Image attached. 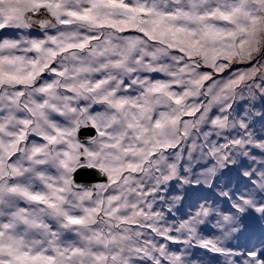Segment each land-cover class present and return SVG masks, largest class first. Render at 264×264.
I'll use <instances>...</instances> for the list:
<instances>
[{"label": "snow or ice", "instance_id": "1", "mask_svg": "<svg viewBox=\"0 0 264 264\" xmlns=\"http://www.w3.org/2000/svg\"><path fill=\"white\" fill-rule=\"evenodd\" d=\"M0 264H264V0H0Z\"/></svg>", "mask_w": 264, "mask_h": 264}, {"label": "water", "instance_id": "2", "mask_svg": "<svg viewBox=\"0 0 264 264\" xmlns=\"http://www.w3.org/2000/svg\"><path fill=\"white\" fill-rule=\"evenodd\" d=\"M82 134L83 135H88V134H90V132L84 131ZM77 180L79 182H81V183L88 184V183H94V182H96L97 177H96L95 172H93L91 170H84V171H81L78 174Z\"/></svg>", "mask_w": 264, "mask_h": 264}]
</instances>
